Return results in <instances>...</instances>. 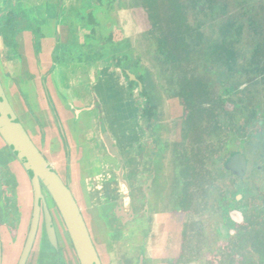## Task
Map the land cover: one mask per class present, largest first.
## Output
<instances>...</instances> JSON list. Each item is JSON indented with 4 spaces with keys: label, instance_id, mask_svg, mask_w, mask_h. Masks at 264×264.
I'll return each instance as SVG.
<instances>
[{
    "label": "rangeland",
    "instance_id": "1",
    "mask_svg": "<svg viewBox=\"0 0 264 264\" xmlns=\"http://www.w3.org/2000/svg\"><path fill=\"white\" fill-rule=\"evenodd\" d=\"M185 2L188 4L187 17L190 25L203 35V45L209 48L222 42L227 25H232L231 35L233 37L230 35L228 41L235 44L238 63L246 69L241 74H236V72L227 74L226 69L219 68L218 62L216 65L209 66L211 71L210 74L205 75V78L209 80L210 85L215 86V97L234 105L235 113L230 114L231 116L221 113L220 119L223 125H227V121L232 118L234 122H237L236 125L240 132L236 136L231 133L232 131L224 135L220 140L222 144L226 145L223 147L219 144L220 138L218 140L217 138L209 139L208 145L211 147L208 158L210 180H207V186L213 185V189L205 186L199 176L197 180L193 181L190 188V192H193L196 199L193 207L198 212L191 260L193 264H214L215 261L223 259L224 261L221 263L223 264L233 260L231 256L235 254V251L229 249V244H233V240L229 237L230 224L227 220L230 209L224 210L223 206H220V201L225 199L227 205L233 204V197L239 188L245 185L251 191L253 198L255 195H264V172L259 174L261 175L260 179L256 173L259 166L264 167V127L260 133L250 136V129L247 125V111L252 110L247 106V102L251 99L254 105L252 107H258L263 113L261 120L264 123V75L259 76L255 81L250 80L253 70L247 63L260 42L256 30H259L260 26L264 27V0H215L214 5L209 3V0H194V2L200 3L198 6L200 10L199 8L192 9L191 0H185ZM118 6L116 5L117 9L113 11L112 4L107 2L102 11L106 10L109 15L113 11L112 18L117 19L118 25L123 28L124 36L116 39L115 42H123L124 52L127 53L125 60L129 59L125 61V64L128 63L130 71L146 73L149 80L156 85L157 110L159 118L162 120L161 123L164 124V130H166L165 133L163 130L164 135L161 133L162 138L168 147L173 146L180 140L185 109L181 101L178 98H173L172 92L167 91V81L160 74V69L154 60L156 46L151 44V26L147 23L143 26L136 20L139 18L140 6L134 0H131L128 7L125 6L126 9L132 8L133 14L132 11L122 10ZM135 10L140 11L137 13ZM31 15L32 20L35 15L33 12ZM32 23L36 24L35 21ZM43 23L45 24V21ZM46 25H42V29L35 38L22 35L23 43L20 41L18 53L10 56L15 65L9 67L7 75L2 72V80L4 79V83L10 84L8 89L6 88L7 84H4L8 99L35 146L54 165L64 182L71 181V189L84 215L100 259L103 264H109V253L114 247V242L117 241L114 235L115 230L111 225L114 220L112 221L111 212L106 210L107 208L103 213L100 208L92 207L87 180L96 175L106 174L105 165H116V159L110 158L102 145L104 139L101 140L97 123L100 112L98 110L97 112L96 109L88 110L90 106L87 105L91 99L89 87L86 85L92 82L89 70L84 67L79 68L80 70L76 67L70 68L71 66L66 63L68 56H63L54 49L53 41L57 35L54 33L53 22H50V27H46ZM238 30L242 31V35L239 37L236 35ZM34 39L37 40V44ZM18 61L19 64L21 63L20 68L17 66ZM61 66L68 70L60 69ZM16 70L22 74L23 79L17 78ZM201 72L206 73L203 69ZM69 73L73 76L72 82H83V85L71 88L69 91L64 90L60 84L65 86L64 82L69 81ZM113 78L115 81L121 82L124 88L128 86L124 75ZM15 79L19 81L21 90L12 84ZM97 79L96 77L95 82ZM47 93L51 98L47 96ZM123 95L126 96L127 93L123 91ZM119 126L121 125H117L116 122L113 128H120ZM229 126L232 127L231 124ZM95 131H97V135ZM121 131H125L124 128ZM103 138H105L104 135ZM238 140L243 143L240 147L235 143ZM245 149L250 159V169L246 178L239 180L225 173L223 164L230 157L231 152ZM219 154L223 156V160L218 159ZM14 155L0 143V157L9 163L12 162L13 171L19 179V193L21 194L19 204L22 217L18 235L17 232L12 231L15 229L9 233L6 226L3 228V264H17L25 246L31 212L29 206L31 202H28L27 198L30 195L27 194L29 191L28 182ZM101 155L108 156L105 161H96L95 159L100 158ZM129 156V154H122L127 172L133 167L136 168L133 164L135 160H131ZM166 157L168 161L165 159L164 163L168 168L163 174L164 178L160 189H158L161 194L156 193V195H160L159 201L163 198L160 202L162 216L158 227L159 229L160 224L164 222V226H161L163 238L161 245L152 247L156 252L153 257L151 255V260L154 264H179L177 252L181 242H178V239L181 238L185 214L180 209L182 201L178 202L177 197L182 189L178 186L179 170L173 161L172 151H168ZM93 160L97 162V167L94 169L90 168L93 166ZM119 169V175H123L124 168ZM191 171L195 176V170ZM135 178L136 176L129 175L125 177V180L134 183L137 180ZM112 191H115V188ZM259 203H261L260 200ZM251 204L253 205V200L248 198L239 206H251ZM59 219L56 224L61 249L64 253L62 257L66 264H80L74 249L67 241V229ZM15 237H17L16 241H14ZM159 240H161L160 237ZM39 249L40 245H36L29 264L39 263ZM44 256L47 257V255Z\"/></svg>",
    "mask_w": 264,
    "mask_h": 264
},
{
    "label": "flooded vegetation",
    "instance_id": "2",
    "mask_svg": "<svg viewBox=\"0 0 264 264\" xmlns=\"http://www.w3.org/2000/svg\"><path fill=\"white\" fill-rule=\"evenodd\" d=\"M134 1L141 9V11L135 10L137 13L140 11L139 18L136 20L144 26L147 22L142 17L143 7L138 0ZM107 2L112 4L113 11L117 9L116 5L118 6L120 4L118 7L122 10H130L133 14L134 10H132V8L126 9L125 7H128V5L131 4V0H0V83L8 99V93L4 84H7V89L10 84H8V82L4 83V79L2 80V72L7 75L9 67L15 65V63H13L14 61L10 59V56L18 53L17 51L20 49V41L23 43L22 35L24 37L32 36V38H35L40 29H42V25L47 24L46 27H50V22H53V25L55 26L54 33L57 35L53 41L54 49L57 52H60L63 56H68L66 63L71 66L70 68L76 67V69H79L84 67L89 70L90 79L93 83L91 82L90 84H87L89 85V96L91 100L88 105H86L88 107L90 106L88 110L96 109V111L98 110L100 112L97 123L99 127L98 132L102 137L101 140L103 141L104 139L102 145L110 158L116 159V165H105L107 168L106 174L96 175L87 180L89 194L90 188H95L100 190L103 193L102 195H105L101 198V204L97 205L95 208H100L103 213L105 208L111 212L112 221L114 220L111 225L115 230L114 235L116 240L124 236L127 230H134L132 233L136 234L141 232L145 234L146 232L151 231L155 220V214L160 211V202L163 200L162 198V200L159 201L158 198L160 195L158 196L156 193L161 194V191L158 189L161 187L160 185L164 178L163 174H165L168 168L166 167L164 160L166 159L168 161L166 153L172 151L173 161L177 164L179 170L178 186L182 189V192L180 194L178 193L177 199L178 202L182 201L180 209L185 214L183 229L180 234L181 238L178 239V242L180 241L181 245L179 244L180 248L177 252V258H179V264H193L191 256L194 246L193 240L194 237H196L194 230L197 227L198 212L195 210L196 208L194 209L193 207V203L196 199L194 198L195 196L193 192H190V188L194 183L193 181L197 180L198 176L202 179L205 186H207V180H210L208 158L211 153V147L208 145L209 139L217 138L218 140L220 138L219 144L223 147L226 145L222 144L220 140L224 135H227L228 132L232 131L231 133L236 136L240 132L236 125L237 122H234L232 118L227 121V125H223L220 119L221 113H225L226 116L234 114V105L228 101L225 102L222 100L224 111H219L217 113V120L222 124L221 127L225 132L213 133L212 136L206 137L203 143L195 145L194 142L197 136V130L193 128L189 129L187 127L189 112H187L188 110L186 109L183 100L176 97L175 93H173L174 90L172 91L169 88L171 86L166 82L167 91L170 93L172 92V97L178 98L185 109L184 118L182 120L183 127L180 130V140L173 146L170 145L168 147L161 134L164 130V124L161 123L162 120H160L157 110L155 96L156 85L149 80L146 73H133L130 71L131 69L127 65L128 63L125 64V61L129 59L125 60L127 53L124 52V47L122 45L123 42H115L116 39L124 36L123 28L118 25L117 19L114 20V17L112 18L113 11L110 15L106 10L102 11L104 4ZM31 12L35 15L32 20L31 18L33 17ZM32 21H35L36 24L32 23ZM43 21H45V24ZM148 24L149 23H147V25ZM34 42L37 44L36 39H34ZM17 64L16 65L20 68L21 63L19 64L18 61ZM209 71H211V68H209ZM17 72L18 71L16 70L15 73L18 75L17 78L23 79L22 74ZM69 75L72 76L70 73ZM118 75H124L126 77L128 82L126 88L123 87L121 82H117L113 78ZM96 77L98 78L97 82H95ZM12 84L16 86L15 88L21 90L20 83L17 79H15ZM60 86L62 87V84H60ZM212 87L215 88V86ZM123 91L127 93L126 96L123 95ZM47 96L50 97V94L47 93ZM215 96V94L211 96V102H217L216 100L218 98ZM211 102L210 104L207 103L208 106L215 107L216 105ZM247 106L252 108V110L247 111V125L250 129L249 135L251 136L260 133L264 127V123L261 120L263 113L258 107L253 108L254 105L252 99L248 100ZM116 122L117 125L121 126H119L120 128L117 127L114 129L113 126ZM229 124H231L232 127H230ZM123 128L125 130L123 132L125 133L121 131ZM165 131L166 130H164V133ZM95 134L97 135V131H95ZM103 135L105 138H103ZM0 143L4 145L5 149H9L10 152H12L1 135ZM235 143L238 147L243 144L239 140ZM204 145L205 147H209L210 153L206 159V169L203 176L199 170L200 165L197 166L196 160L189 161L186 166L184 159L186 155H191L194 147H204ZM246 149L231 152L230 157L225 160L223 164L225 173H228L230 176L236 177L239 180H244L246 178L250 169V159ZM122 154H129L130 159L135 160L133 164H135L136 168L133 167L127 172ZM220 154L218 155V159L223 160L224 158ZM236 155H241L245 159L246 170L243 175L233 171L230 167L231 160ZM106 156L108 155H101L100 158H96L95 160L105 161ZM16 159L18 160L17 157ZM95 160H93V166L90 167L92 169L97 167V162ZM18 164L28 182L29 191L27 194L30 195L27 198L29 200L28 202H31V204L29 203L31 212L28 220V232L26 234L25 242L26 246L34 219L35 195L31 178L19 160ZM13 166L12 162L9 163L5 161L4 158L0 157V235L2 244V264L4 263L3 228L6 226L9 233L12 229H15L12 231L17 232L18 235L19 227L22 224V217L20 215L21 205L19 204V196H21L19 193L20 184L16 173L13 171ZM52 166L54 167L53 164ZM119 168H124L125 171H122L124 176L119 175ZM192 169L196 172H194L195 176L192 175ZM55 171L57 172L56 169ZM263 172L264 167L259 166L256 172L259 179L261 176L259 174ZM129 175L136 176L135 179L137 180L134 183L127 182L125 177ZM59 177L61 178L60 175ZM182 180L184 181L182 182ZM62 181L64 182L63 179ZM216 182L218 181L216 180ZM64 184L71 189V181L68 180L64 182ZM212 186L213 185L209 187L208 185L207 187L213 189ZM114 188L115 191H112ZM42 190L45 197V203L55 227L57 245L49 240L46 230V212L44 205L42 204L40 224L33 250L36 245H40L38 264H66L62 257L64 253L63 249H61L58 226L56 224V221H58L59 218V220L62 221V224H64V221L55 202L43 184ZM107 193L108 196H106ZM248 198L253 200V205L239 206V204ZM233 200V204L230 205L226 204L225 199L220 201V206H223L224 210L230 209L228 211L227 220L230 224L229 237L233 240V244H229V249L231 248L235 251V254L231 256L233 260H230L227 263L257 264L258 261H262V256H259L255 250L258 246L255 241L252 240L251 236L264 229V195H255L253 198L251 191L245 185L239 188V191L235 194ZM259 200L261 203H259ZM260 234H262V232H260ZM14 239V241H16L17 237ZM259 240L260 243L264 245L262 236H260ZM67 241L71 244L72 249H74L69 234ZM25 246L16 262L17 264H20ZM33 250L27 264H29ZM44 255H47V257ZM223 261V259L221 261H215L214 264H221ZM227 263L224 262L223 264ZM142 264H144V260Z\"/></svg>",
    "mask_w": 264,
    "mask_h": 264
},
{
    "label": "trees",
    "instance_id": "3",
    "mask_svg": "<svg viewBox=\"0 0 264 264\" xmlns=\"http://www.w3.org/2000/svg\"><path fill=\"white\" fill-rule=\"evenodd\" d=\"M138 1L143 7L142 17L151 26V44L156 46L154 60L160 69V74L171 86L169 88L174 90L176 97L183 100L189 112L187 127L197 130L194 144L203 143L204 139L212 136L213 133H224L222 124L217 120V113L224 111L223 101L221 98L215 99L217 102L210 101L215 92L205 75L210 74L209 66L215 65L216 62L219 63V68L227 70V74L234 72L241 74L246 70L238 63L235 44L228 41L232 25H227L224 40L209 48L203 45V35L190 25L187 17L188 4L185 0ZM214 1L209 0V3L214 5ZM199 4L191 0L192 9H198ZM259 28L256 32L260 42L250 61L245 60L253 70L250 79L253 81L264 75V27ZM236 35L241 36L242 31L238 30ZM202 69L206 73L201 72ZM210 102L216 106L209 107ZM209 153V147L205 145L194 147L191 155H186L184 159L186 166L189 161L196 160L197 166L200 165L198 169L203 175ZM260 232L258 231L251 238L258 246L255 248L258 255L262 256V261H258L257 264H264V245L259 240L260 236L264 240V229Z\"/></svg>",
    "mask_w": 264,
    "mask_h": 264
},
{
    "label": "water",
    "instance_id": "4",
    "mask_svg": "<svg viewBox=\"0 0 264 264\" xmlns=\"http://www.w3.org/2000/svg\"><path fill=\"white\" fill-rule=\"evenodd\" d=\"M0 135L27 171L31 178L35 195L34 219L20 264H27L33 250L40 224L42 204L46 212V230L49 240L57 245V235L45 203L42 184L50 194L62 216L80 264H102L73 192L64 184L52 164L30 139V136L7 99L1 83ZM230 167L233 171L243 175L246 170V162L243 156H234ZM0 264H2L1 235Z\"/></svg>",
    "mask_w": 264,
    "mask_h": 264
},
{
    "label": "crops",
    "instance_id": "5",
    "mask_svg": "<svg viewBox=\"0 0 264 264\" xmlns=\"http://www.w3.org/2000/svg\"><path fill=\"white\" fill-rule=\"evenodd\" d=\"M63 68L65 67H60V69ZM68 78L69 81L64 82L65 86L62 85L64 90L67 89L69 91V89L71 88H78L83 85V82H75V81L72 82L73 76L71 75H69ZM86 86L89 87V85ZM90 194H91V198H90L91 205L93 208L101 204V198L105 196L102 195L103 193L100 190H97L95 188H90ZM106 196H108V193L106 194ZM161 216H162V211H158L155 214V220L151 231L146 232L145 234L143 232L136 234V233H132L134 230L133 231L127 230L124 236L117 239V241L114 242V247L113 249H111L108 256L110 261L109 264H142L143 260H144V264H154V262L151 260V255L153 257L156 250L155 248L152 247L154 245L155 246L159 244L161 245L163 238L162 237L163 235H161L162 234L161 226L162 227L164 226V222L160 224L161 226L158 229L159 221H161L160 219ZM164 234H168V233H164ZM159 237L161 238V240H159ZM153 249L154 251H152Z\"/></svg>",
    "mask_w": 264,
    "mask_h": 264
}]
</instances>
